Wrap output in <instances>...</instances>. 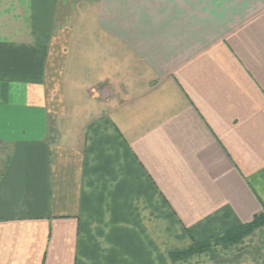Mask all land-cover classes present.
I'll return each mask as SVG.
<instances>
[{
	"label": "crops",
	"instance_id": "crops-1",
	"mask_svg": "<svg viewBox=\"0 0 264 264\" xmlns=\"http://www.w3.org/2000/svg\"><path fill=\"white\" fill-rule=\"evenodd\" d=\"M28 1L63 2L0 0V264H264V222L175 256L264 214V0H66L107 59L60 101Z\"/></svg>",
	"mask_w": 264,
	"mask_h": 264
},
{
	"label": "rangeland",
	"instance_id": "rangeland-1",
	"mask_svg": "<svg viewBox=\"0 0 264 264\" xmlns=\"http://www.w3.org/2000/svg\"><path fill=\"white\" fill-rule=\"evenodd\" d=\"M28 2L29 3H27V8H26L27 10L26 21L28 28L30 29V31H32V34L30 33L24 34V36H21V34H15L13 35V37H11L9 45L11 46V48L17 45H24L28 48L26 50V53H30L32 55L33 45L35 44V42L41 43L40 44L42 46L41 59H43L44 61L45 55L47 54L48 51V48H46L47 44L49 41H51V43L54 44L53 46L54 50L52 51L53 59L58 60L59 62L60 60L65 58L64 63L66 64V68L63 67L62 65L59 66L51 65L47 67L48 72L50 74L49 76H51L53 79L51 83L53 85L52 93L56 94L57 99L60 101L59 91L61 88V82H60L59 72L61 76L62 71L64 75V79L62 81L63 96H64V91L66 92V94L68 93V96L72 94L75 95L77 92L80 93L81 90L78 91L74 90L75 86L81 87L82 85H85V82L86 83L88 81L93 82L97 78L98 70L102 68L101 63H103L104 58H106L105 56L102 55V53L99 54V49L97 47L98 45H96L97 39L96 38L93 39V37L95 36L88 35L86 32H84L87 29L85 28L84 30V27H86V25L88 24V16L90 15V13L92 14L89 4L86 2H77V1L74 2L71 1L69 2L66 0L65 2L64 0L63 2L61 1V3H58L59 5L57 6L56 9L57 15H55L53 19V24L51 23L52 28L50 29L51 26L50 23H46L44 27L43 26L41 27V30H39L38 34L34 35V30L36 29L33 27V22L31 21L32 16L29 17L30 13L28 11V10L32 11L33 8L30 3L31 1ZM33 35L35 36V38L33 37ZM67 43L69 44L67 45ZM66 45H67V49H65ZM38 53L34 57L36 60H38L39 58ZM64 53L66 54V57H64ZM106 55H108L107 52ZM98 58L100 59V62ZM111 68L113 69L114 66L112 65L110 69ZM116 73L119 76L122 72L119 71L118 68ZM68 101H69L68 105L67 102L63 103L64 108L66 110L72 108V112L76 113L75 116L80 117L79 114L81 113L79 109L82 105L81 100L77 99L76 103L72 104L71 98L68 97ZM58 106L60 109V105ZM179 264H185V263H179Z\"/></svg>",
	"mask_w": 264,
	"mask_h": 264
},
{
	"label": "trees",
	"instance_id": "trees-1",
	"mask_svg": "<svg viewBox=\"0 0 264 264\" xmlns=\"http://www.w3.org/2000/svg\"><path fill=\"white\" fill-rule=\"evenodd\" d=\"M264 222V214L256 216L249 224L235 227L228 230L224 235L213 240L203 243H193V245L185 252L178 253L175 256L178 258H187L196 252L204 251L212 246L236 243L240 241L246 234L251 232L254 228L258 227Z\"/></svg>",
	"mask_w": 264,
	"mask_h": 264
}]
</instances>
